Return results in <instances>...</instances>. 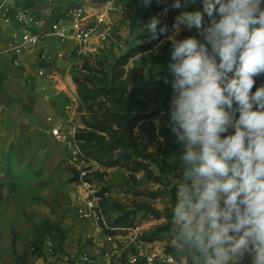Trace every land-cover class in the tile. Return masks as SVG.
<instances>
[{"label": "rangeland", "instance_id": "rangeland-1", "mask_svg": "<svg viewBox=\"0 0 264 264\" xmlns=\"http://www.w3.org/2000/svg\"><path fill=\"white\" fill-rule=\"evenodd\" d=\"M174 2L152 0L144 7L139 0H82L95 9L92 15L105 16L106 38L97 34L87 55L65 52L58 62L61 76L72 79L66 93L54 95L50 113L64 119L62 137L34 126L0 136V264L39 258L57 264L56 252L66 251L100 258L113 241L115 219L123 235L131 229L157 249L176 251L172 209L184 145L167 126L174 62L167 36L175 17L202 10L203 0H181L178 9ZM154 16L161 21L158 33L165 25L169 32L150 39L146 25ZM188 36L199 38L195 29H184L177 39ZM47 40L60 51L73 50L70 41ZM254 79L253 92L264 74ZM84 169L99 219L80 192Z\"/></svg>", "mask_w": 264, "mask_h": 264}, {"label": "clouds", "instance_id": "clouds-1", "mask_svg": "<svg viewBox=\"0 0 264 264\" xmlns=\"http://www.w3.org/2000/svg\"><path fill=\"white\" fill-rule=\"evenodd\" d=\"M160 23L148 21L150 39L169 32L165 25L158 33ZM184 29L199 38L177 39ZM167 40V126L184 145L176 251L190 264H264V84L252 91L264 74V0H203L202 10L175 17Z\"/></svg>", "mask_w": 264, "mask_h": 264}, {"label": "built area", "instance_id": "built-area-1", "mask_svg": "<svg viewBox=\"0 0 264 264\" xmlns=\"http://www.w3.org/2000/svg\"><path fill=\"white\" fill-rule=\"evenodd\" d=\"M33 0H2L0 2V38L6 42L5 50L12 52L11 61L14 65L20 64V56L34 53L39 47V58L46 59L48 68L37 69V76L59 82L60 73L58 66H54L53 59H63L64 51H58L54 56L45 52L46 38L54 36L61 41L74 42L72 54L74 58H80L93 50L92 39L99 36L106 38V31H101L105 26V16L98 14L95 21H90L83 6L79 4L69 6L61 15L51 18L30 10L29 3ZM51 2L52 0H44ZM11 20L18 27H12ZM1 32L5 35L1 36ZM4 105L0 103V111ZM50 119V118H49ZM50 133L61 138L59 126L51 128ZM80 192L86 199V203L92 210V215L99 219L98 199L94 196L93 185L88 177V170L80 171ZM112 243L107 246L100 258L88 251L56 252L57 264H187L184 257L170 251L157 249L150 241L142 239L137 232L129 229L128 235L120 231L112 235ZM51 260H49L50 262ZM34 264H45L43 258L35 260Z\"/></svg>", "mask_w": 264, "mask_h": 264}, {"label": "crops", "instance_id": "crops-1", "mask_svg": "<svg viewBox=\"0 0 264 264\" xmlns=\"http://www.w3.org/2000/svg\"><path fill=\"white\" fill-rule=\"evenodd\" d=\"M75 4L83 3L82 0H52L51 2L33 0L29 3V7L30 10L54 18ZM83 5L85 12L91 17L90 21L94 22V17L98 14L92 15L91 13H95V9L85 3ZM11 23L12 27H18L14 20H11ZM4 35L1 32V36ZM64 41L72 42L73 49V41ZM47 42L50 41L46 38L45 52L47 53L48 50L51 56H53V52L57 53L62 49L51 43L47 47ZM5 47L4 39L0 40V103L4 105L3 110L0 111V136H8L13 128L21 129L25 126L28 128L34 126L39 130H44L50 137L57 138L50 133V130L54 126L61 128L64 119L50 115L57 105L53 99L54 95L61 92L66 93L69 81L72 80L71 77L68 78L67 75L61 76L60 74L59 82L54 83L49 78L37 76L38 68H48L47 60L39 58L40 47L32 54L20 56V64L17 66L11 61L12 52L6 51ZM65 49L64 52L72 51ZM63 59L55 57L53 59L54 66L59 68L60 63L58 62ZM64 88L66 89L64 90Z\"/></svg>", "mask_w": 264, "mask_h": 264}, {"label": "trees", "instance_id": "trees-1", "mask_svg": "<svg viewBox=\"0 0 264 264\" xmlns=\"http://www.w3.org/2000/svg\"><path fill=\"white\" fill-rule=\"evenodd\" d=\"M119 222V219H115L113 222H112V227H114L115 229H113V231H111L112 234H115L118 232V230L121 228V227H117V224ZM174 254H178L176 251H170ZM179 255V254H178Z\"/></svg>", "mask_w": 264, "mask_h": 264}]
</instances>
